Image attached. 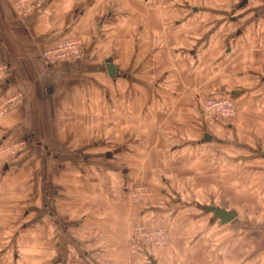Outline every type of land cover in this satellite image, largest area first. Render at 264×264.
I'll list each match as a JSON object with an SVG mask.
<instances>
[{
  "label": "rangeland",
  "instance_id": "374dc122",
  "mask_svg": "<svg viewBox=\"0 0 264 264\" xmlns=\"http://www.w3.org/2000/svg\"><path fill=\"white\" fill-rule=\"evenodd\" d=\"M188 2L192 8L185 3H179V8L169 4L160 13L163 36L169 37L167 31L172 28L173 38L177 37L172 46H160L165 52L179 51L175 61L179 73L175 81L164 79L162 87L179 96L175 98L177 106L159 108V120L148 118L147 129L142 128V134L137 130V137L124 134L122 98L115 102V122L103 118L108 109L83 110V121L77 126L81 137L77 139L57 140L51 125L48 133L55 138L47 143L46 152L51 155L46 158L58 170L48 168L46 202L56 189L62 197L70 196L68 200L73 201L76 196L79 203L93 205L99 212L123 213L126 244L131 252L144 255L139 264H152L150 256L156 264H264V160L256 149L260 146L264 150V0H247L240 8L241 0ZM174 20L177 26L172 25ZM165 67L169 72L170 65ZM6 71L0 69L1 79ZM183 96L198 97L195 112H188L185 100L180 99ZM209 99L230 100L234 114L218 119L215 126L208 125L209 120L196 112ZM19 102L18 97L0 101V117ZM94 111L99 119L89 115ZM170 114L177 125H169L171 118L162 123ZM195 115L200 133H214L224 140L225 168L219 169L213 162L208 166L199 157L202 151L192 145L197 130L190 124ZM155 133L170 138L168 145L172 147L165 149L171 151V166L158 174L145 167L140 172L139 163L150 152H157ZM25 145L16 141L0 148V152L9 150L0 165L13 161ZM106 153L111 156L106 157ZM236 155L242 157L237 159ZM209 205L236 209L238 217L220 225L203 210ZM48 218L46 215L49 224ZM48 227L59 231L58 227ZM56 233L51 231V242ZM14 239L0 238V244L23 246L37 241L26 236Z\"/></svg>",
  "mask_w": 264,
  "mask_h": 264
},
{
  "label": "crops",
  "instance_id": "0c3cea01",
  "mask_svg": "<svg viewBox=\"0 0 264 264\" xmlns=\"http://www.w3.org/2000/svg\"><path fill=\"white\" fill-rule=\"evenodd\" d=\"M29 3L36 4V0ZM179 3L191 5L188 0H42L38 8L21 17L13 0H0V69L7 68L5 78H0V101L8 97L21 99L9 114L0 117V148L16 141L27 144L19 148L13 161L0 165V238L26 236L37 240L23 246L0 244V264L142 262L144 255L131 252L126 244L123 213L99 212L93 205L79 203L76 196L73 201L68 200L70 196L62 197L56 189L51 190L54 197L46 202L48 168L58 170L46 158L51 155L46 152L47 143L55 138L48 131L53 125L57 140L77 139L81 137L77 126L83 121V110L108 109L107 113L102 112L106 114L103 118L108 123L115 122V102L122 98L124 134L137 137L147 129L148 118L154 116L159 120V108L177 106L178 95L169 94L162 87L164 79L173 81L179 73L175 62L179 51L165 52L160 47L163 43L172 46L177 37L173 38L172 28L167 31L169 37L163 36L160 13L161 8H168L169 4L177 8ZM171 23L178 25L175 20ZM67 38L80 40L84 48L82 58L70 63L45 64L41 53ZM107 59L115 68L113 76L106 69ZM164 65L165 68L170 65L169 72ZM185 78L188 82L189 75ZM232 93L237 95L238 91ZM168 98L170 102L166 104ZM180 99L185 100L189 113L198 108V97ZM196 113L199 116L200 110ZM89 115L99 119L97 111ZM170 118L169 125L178 124L171 114L162 123ZM197 121L195 115L190 127L197 130L192 145L202 151L199 157L208 166L213 162L219 169L225 168L224 140L214 133H208L210 140L206 139V132L200 133ZM168 137L155 133L157 152H150L139 163L140 172L145 167L158 174L171 166L168 162L171 151L165 149L172 147L168 145ZM256 149L264 160V150L260 146ZM110 156L106 153V157ZM241 157L236 155L237 159ZM165 178L161 175L162 182ZM209 206L234 210L238 217L236 209ZM206 207L203 210L218 220ZM140 214L143 216L144 212ZM219 224L227 223L221 224L219 220ZM49 225L59 231L47 229ZM51 231H57L52 242ZM149 260L156 264L152 256Z\"/></svg>",
  "mask_w": 264,
  "mask_h": 264
},
{
  "label": "built area",
  "instance_id": "2783aa9c",
  "mask_svg": "<svg viewBox=\"0 0 264 264\" xmlns=\"http://www.w3.org/2000/svg\"><path fill=\"white\" fill-rule=\"evenodd\" d=\"M13 2L17 14L23 17L38 8L42 0H36V4L29 3V0H13ZM83 54L84 48L80 40L78 38H67L61 40L53 48L44 50L40 58L47 65H55L78 61L82 58ZM5 69L3 68V70ZM234 109V104L230 100L209 99L203 102L200 113L203 119L209 120L208 125L215 126L218 119L231 117L234 114ZM8 153L9 150L0 152V159ZM157 235L155 234L156 237Z\"/></svg>",
  "mask_w": 264,
  "mask_h": 264
},
{
  "label": "water",
  "instance_id": "95a60500",
  "mask_svg": "<svg viewBox=\"0 0 264 264\" xmlns=\"http://www.w3.org/2000/svg\"><path fill=\"white\" fill-rule=\"evenodd\" d=\"M247 3V0H241V2L239 3L238 7H242L243 5H245ZM106 69L108 71V74L110 76H113L114 72H115V68L112 65V63L110 62V59L106 60ZM206 139L210 140V136L208 133H206L205 135ZM208 212H211L213 214V217L220 220L221 224H226L229 223L230 221H232L235 217H236V212L234 210H224L221 209L217 206H208L205 208Z\"/></svg>",
  "mask_w": 264,
  "mask_h": 264
}]
</instances>
